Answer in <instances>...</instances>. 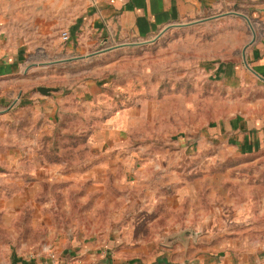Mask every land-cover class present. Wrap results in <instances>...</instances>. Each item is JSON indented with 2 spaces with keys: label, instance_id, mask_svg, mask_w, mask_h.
<instances>
[{
  "label": "rangeland",
  "instance_id": "1",
  "mask_svg": "<svg viewBox=\"0 0 264 264\" xmlns=\"http://www.w3.org/2000/svg\"><path fill=\"white\" fill-rule=\"evenodd\" d=\"M250 31L235 15L184 21L148 40H98L69 56L142 43L29 77L65 89L53 121L20 117L21 102L0 117V264H59L54 243L73 237L115 244L120 264L158 251L170 264H264V149L227 136L237 117H264V80L211 68Z\"/></svg>",
  "mask_w": 264,
  "mask_h": 264
},
{
  "label": "crops",
  "instance_id": "2",
  "mask_svg": "<svg viewBox=\"0 0 264 264\" xmlns=\"http://www.w3.org/2000/svg\"><path fill=\"white\" fill-rule=\"evenodd\" d=\"M242 14L254 21V27L250 22L252 28L248 23L250 36L233 44L231 54L211 63V68L218 69V80H264V0H0V117L10 122V110L21 102L25 108L16 111L20 117L34 111L33 116L53 121L65 88L60 83L54 85V80L29 77L35 72L42 77L57 73L58 67L70 63L65 58H70L74 49L88 50L98 40L111 38L148 40L166 27L184 21L197 23L230 15L247 21ZM62 30L68 32L67 39L62 38ZM33 85L36 89L39 85L56 89L49 94L37 89L38 93L33 94L28 91ZM237 118L227 127L232 143L243 150L264 149V117ZM19 155V150L12 148L5 155L6 161ZM114 245L107 244L98 250L90 241L67 238L60 244L54 243V261L120 264L125 259L113 256ZM161 256L158 251L150 259L132 260L137 264H151L154 260L170 264ZM22 264L38 262L30 259Z\"/></svg>",
  "mask_w": 264,
  "mask_h": 264
},
{
  "label": "water",
  "instance_id": "3",
  "mask_svg": "<svg viewBox=\"0 0 264 264\" xmlns=\"http://www.w3.org/2000/svg\"><path fill=\"white\" fill-rule=\"evenodd\" d=\"M243 16L247 19V21H248V23H249V25L251 27L249 19L245 15H243ZM192 22H195V21H192ZM192 22H190V23H192ZM172 25H176V24H172ZM168 27H166L165 29H167ZM139 43H142V42L141 41H139V42L137 41V42L121 43V44H117V45H114V46H118V45H122V44H139ZM114 46H112V47H114ZM108 48H110V47H108ZM108 48L107 47L106 48H101V49H98L96 51L87 53L85 55H77V56L70 57V58H65V59H78V58H82L84 56H90L92 54H96V53H99V52H101L103 50H106ZM65 59H62V60H65ZM37 89L43 94H49L53 89H56V88L52 87V86H47V85H39L37 87ZM188 234H190V230H184V231H181V232H173V233L165 236L164 244L167 245V246H170V245H173L176 242H182L183 239L185 238V236H187Z\"/></svg>",
  "mask_w": 264,
  "mask_h": 264
},
{
  "label": "built area",
  "instance_id": "4",
  "mask_svg": "<svg viewBox=\"0 0 264 264\" xmlns=\"http://www.w3.org/2000/svg\"><path fill=\"white\" fill-rule=\"evenodd\" d=\"M61 36H62L63 39H67L69 34H68V32L66 30H62L61 31Z\"/></svg>",
  "mask_w": 264,
  "mask_h": 264
},
{
  "label": "trees",
  "instance_id": "5",
  "mask_svg": "<svg viewBox=\"0 0 264 264\" xmlns=\"http://www.w3.org/2000/svg\"><path fill=\"white\" fill-rule=\"evenodd\" d=\"M131 263H132V261H130V260L128 262L125 261V264H131ZM151 264H158L157 260H154L153 262H151Z\"/></svg>",
  "mask_w": 264,
  "mask_h": 264
}]
</instances>
